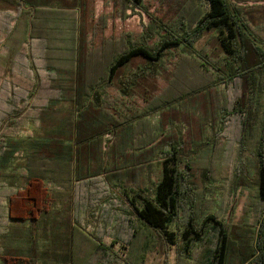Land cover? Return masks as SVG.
Here are the masks:
<instances>
[{
	"label": "trees",
	"instance_id": "16d2710c",
	"mask_svg": "<svg viewBox=\"0 0 264 264\" xmlns=\"http://www.w3.org/2000/svg\"><path fill=\"white\" fill-rule=\"evenodd\" d=\"M86 1L19 0L26 8L24 15L36 18L50 6L79 11V18L67 63L37 74L36 81L11 75L12 94L27 95L28 109L0 135V180L14 190L8 198L11 228L3 241L1 264H39L48 259L79 264L84 239L93 250L110 252L102 241L111 233L107 225L112 221V199L107 197L112 186L123 189L137 215L130 235L138 243L162 235L187 256L202 244L200 264H264V6L248 9L237 5L240 0H177L176 9L168 7L160 18L147 12L149 22L140 40L127 37L124 47L112 51L110 61L104 52L96 62L80 9ZM121 1L142 7V0ZM11 15L6 16L17 21L18 15ZM34 21H21L23 39L0 25V43L5 39L8 46L18 40L21 49L35 57ZM208 34L219 48L214 72L193 51ZM21 49L16 53L24 54ZM172 51L181 52V61L165 92L155 94L158 78L168 72ZM137 61L141 64L135 67ZM187 67L193 68L194 82L188 81ZM4 70L1 63L0 71ZM114 85L121 98L139 97L142 108L132 111L121 107L122 99L120 104L112 102L108 91ZM157 112L158 121L152 123L150 117ZM25 123L32 125L33 133L16 136ZM222 125L224 131L234 128L240 145L259 131L256 206L234 232L215 216L199 221L186 212L183 229L179 226L174 232L171 228L181 219L185 200L195 191L191 175L196 159L183 163L181 154L195 139L203 141L212 131H221ZM17 158L19 166L7 173ZM236 172L242 188L251 189L243 162ZM104 198L108 205L100 204ZM88 208L102 210L99 217L105 227L83 228Z\"/></svg>",
	"mask_w": 264,
	"mask_h": 264
},
{
	"label": "rangeland",
	"instance_id": "374dc122",
	"mask_svg": "<svg viewBox=\"0 0 264 264\" xmlns=\"http://www.w3.org/2000/svg\"><path fill=\"white\" fill-rule=\"evenodd\" d=\"M176 1L142 0V7L138 5L129 7L121 0H87L85 6H81L80 9L86 16L87 40L89 43L91 42L88 45L89 49L94 50L93 55L96 62L101 60L104 52L110 61L112 51L118 50L115 49L117 47H124L127 37L131 42L140 40L143 29L149 22L147 12L160 18L167 12L168 7L171 6L176 9ZM240 2L236 4L246 6L248 9L264 6V2H255L254 0H240ZM24 10L26 8L19 3V0H0V19L2 20L0 25L6 26L11 34L20 35L24 21L35 19L32 34L38 38L35 39L38 42L34 46L35 57H30L29 50L24 52L17 42L18 40H12L8 46H4V42H7L5 39L0 43V64L3 63L5 69L4 72L0 71L3 78L0 79V135L8 130L7 125L21 118V113L28 109L26 106L27 95L22 98L20 95L14 96L12 94V85L10 84L12 72L22 79L36 81L37 74H46L48 68L53 69L55 66L67 63L64 60L71 58L70 49L74 46L70 38L73 36L76 26L75 20L79 18V11H61L47 6L34 18V14L30 15L31 13L24 15ZM7 14H12V18L17 14V21L12 22L13 19H9ZM20 37L21 39L25 37L23 31ZM20 49L24 54L16 53ZM193 51L194 55L209 70L214 72V62L219 56L216 39H211L209 34L206 35L204 39L198 42ZM172 52L174 56H170L171 60L166 62L168 72L158 78L156 83L158 91L155 94L165 92L172 71L175 70L176 64L181 61V52ZM139 64L141 63L137 61L134 66ZM97 69L98 72H101L100 65ZM186 69L187 74L190 75L188 81L196 79L193 68L187 67ZM221 85L223 88V83ZM108 93L112 102H116V104L117 101L120 104L121 99L123 100L121 106L123 109H127V105L129 109L135 111L140 110L143 106V101L139 97L121 98L116 85L109 88ZM21 107L22 110L18 112ZM115 107L118 108L117 105ZM158 117V112L151 115V122L156 123ZM223 128L224 125L221 126V131H212L203 141L198 138L195 139L191 149L181 154L183 163L187 162L188 159L191 162L193 158L196 159L197 165L191 175V180L194 181V187L191 186V188L195 189V193L190 192L189 197L185 200L181 219L171 228L174 232L179 231V228L180 230L183 229L185 212L199 221L206 216H215L221 219L231 232H234L236 226H240L249 219L251 210L256 206V199L253 196L257 168L259 167L256 154L259 144V131H255L251 139L240 145L236 139L237 134L234 128L229 127L226 131ZM33 131L32 125L25 123L19 126L14 134L25 136L32 134ZM182 132H184L183 127ZM240 149L243 151L240 152ZM202 153H204V159L197 160V157ZM19 162L20 158L14 159L6 172L13 173L16 166H19ZM241 162H243L244 173L247 174L249 171V178L252 181L251 189L242 188V180L236 174ZM48 187L53 190L57 188L51 184H48ZM123 192L121 187L112 186L110 196L107 197L112 199V221L107 225L111 233L107 237L105 236L102 242L105 246H110V252L108 250H93L92 246L84 239L79 246V264H134V260H137L138 264H200L205 252L200 243L194 246L191 255L187 256L180 253L175 246L168 244L162 235L160 237L154 235V237L146 238L139 243L135 240V235L131 237L130 231L138 222L137 215L128 206ZM13 193L14 190L8 186L7 181L0 180V257L4 252L3 241L11 228V221L7 215V205L8 198ZM107 198L100 201V204L108 205L109 199ZM101 212L102 210L88 208L83 213V228L86 231H96L105 227L104 218L99 217ZM39 264L69 263L48 259Z\"/></svg>",
	"mask_w": 264,
	"mask_h": 264
}]
</instances>
